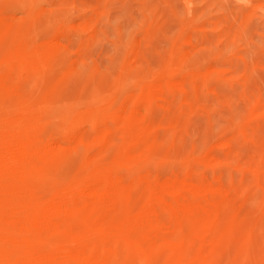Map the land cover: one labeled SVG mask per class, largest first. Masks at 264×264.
I'll use <instances>...</instances> for the list:
<instances>
[{
  "label": "rangeland",
  "instance_id": "rangeland-1",
  "mask_svg": "<svg viewBox=\"0 0 264 264\" xmlns=\"http://www.w3.org/2000/svg\"><path fill=\"white\" fill-rule=\"evenodd\" d=\"M0 1L22 4L4 44L53 38L59 52L21 110L71 114L93 132L99 123L88 117L98 106L104 117L126 103L142 108L144 98L159 116L156 131L144 137V120L110 124L114 140L102 157L142 143L141 166L158 177L229 178L256 210L206 226L174 250L184 257L202 248L210 264H264V0ZM168 81L171 111L154 99ZM76 172L54 169L49 180Z\"/></svg>",
  "mask_w": 264,
  "mask_h": 264
},
{
  "label": "bare ground",
  "instance_id": "bare-ground-1",
  "mask_svg": "<svg viewBox=\"0 0 264 264\" xmlns=\"http://www.w3.org/2000/svg\"><path fill=\"white\" fill-rule=\"evenodd\" d=\"M19 5L0 1V264H208L202 248L187 249L184 258L175 246L199 239L206 226L229 225L238 213L255 209V200L243 198L223 176L158 177L141 166L142 143L102 157L114 140L110 124L144 120V137L157 129L159 116L144 98L142 108L126 103L104 117L98 106L88 117L99 123L93 132L71 114L21 110L59 52L53 38L4 44ZM156 88L155 101L171 111V82ZM54 169L77 174L54 184Z\"/></svg>",
  "mask_w": 264,
  "mask_h": 264
}]
</instances>
